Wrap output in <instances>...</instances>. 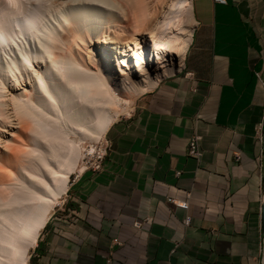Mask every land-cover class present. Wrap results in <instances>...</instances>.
Masks as SVG:
<instances>
[{
    "label": "crops",
    "instance_id": "1",
    "mask_svg": "<svg viewBox=\"0 0 264 264\" xmlns=\"http://www.w3.org/2000/svg\"><path fill=\"white\" fill-rule=\"evenodd\" d=\"M192 12L183 66L113 122L103 169L70 185L28 264H262L264 0Z\"/></svg>",
    "mask_w": 264,
    "mask_h": 264
},
{
    "label": "bare ground",
    "instance_id": "2",
    "mask_svg": "<svg viewBox=\"0 0 264 264\" xmlns=\"http://www.w3.org/2000/svg\"><path fill=\"white\" fill-rule=\"evenodd\" d=\"M153 4L0 0V264H28L71 175L86 168L83 142L130 114L121 93L144 94L183 66L192 0L167 33Z\"/></svg>",
    "mask_w": 264,
    "mask_h": 264
},
{
    "label": "rangeland",
    "instance_id": "3",
    "mask_svg": "<svg viewBox=\"0 0 264 264\" xmlns=\"http://www.w3.org/2000/svg\"><path fill=\"white\" fill-rule=\"evenodd\" d=\"M159 1L160 0H154V2H156L155 6H157V8L154 6V2L152 0V4H153V14H157L156 12H158V16L157 15H154V18L157 19L158 21L157 22V25L159 26V30L164 32L165 30V33L167 32H170L171 30H174V29H171V28H175L173 25L177 24V21H178V17H179V14H180V9L183 10L185 8V5H186V1L187 0H161V6L163 5L162 3H165L167 1H169V5L168 7H166V5L168 4H164V6H162L163 8H161L159 4ZM165 1V2H164ZM193 1V0H192ZM173 2V3H172ZM168 3V2H167ZM160 7L161 8V11L160 9L158 8ZM170 7V8H169ZM165 8V9H164ZM159 9V10H158ZM163 9V10H162ZM165 10V11H164ZM168 10V11H166ZM155 11V12H154ZM159 12H162V13H159ZM167 12V13H166ZM161 14V15H160ZM181 15V14H180ZM157 17V18H156ZM160 17V19H159ZM164 17V18H163ZM175 22V23H174ZM130 24H132V22H129ZM128 23V24H129ZM161 23V24H160ZM160 25L161 28H160ZM163 27V29H162ZM165 27V28H164ZM187 29V27H183V30L184 29ZM169 30V31H168ZM32 47V45H31ZM31 47L29 48V46H27L26 48H29L31 49ZM115 65H117V63H115ZM149 91V90H148ZM143 94H140V95H131L129 93H126V92H123L121 93V97L126 100V101H129V106L131 107V109L133 110L135 104L137 103V100L142 96ZM128 105V104H127ZM126 104L123 103V106H126V107H129L127 106ZM129 107V109H130ZM130 109V113L132 112V110ZM128 115L124 114V115H121L116 121H118L119 119L121 118H124V117H127ZM115 122V121H114ZM105 138V139H104ZM103 140H99L98 142H92L91 140H85V142H83V158L81 159V164H84V166L86 167L85 170L81 173H79L78 171L75 172L74 174L71 175V178H70V185L73 184L77 179H79V177L81 175H83L84 173H87V172H93V173H96V172H99L103 169V160L105 157L103 158L102 162L100 163V168H97V164H99V155L102 153L101 151L103 150V146L105 145H108L107 147V152L109 151V149L111 148V143L110 142H106V134L104 136ZM107 143V144H106ZM94 146L95 148V151L91 150V147ZM90 151V152H88ZM92 152V154H91ZM97 152V153H95ZM90 153V154H89ZM77 177V178H76ZM65 197V195L60 199V202L62 201V199ZM58 206V204L56 205V207ZM55 207V208H56ZM53 212V211H52ZM32 250V249H31ZM31 250H30V253H31Z\"/></svg>",
    "mask_w": 264,
    "mask_h": 264
},
{
    "label": "built area",
    "instance_id": "4",
    "mask_svg": "<svg viewBox=\"0 0 264 264\" xmlns=\"http://www.w3.org/2000/svg\"><path fill=\"white\" fill-rule=\"evenodd\" d=\"M217 3H225V0H214ZM258 138L262 146H264V121L259 125L257 130ZM200 140L201 136L198 134H195L193 137H191L189 144H188V155L191 157H195L196 159H200L202 156V152L200 149ZM107 144V143H106ZM107 147L108 145L103 146L102 153L99 155V164H97V168H100V163L102 162L103 158L105 157L107 153ZM261 154H264V149L262 147ZM237 159H240V156L237 155ZM173 204H175L177 207L188 210L189 209V199L186 200H170ZM191 222V217L189 215L185 218V224L189 225ZM141 222L135 223V226L137 228L142 227ZM262 264H264V250H263V258H262Z\"/></svg>",
    "mask_w": 264,
    "mask_h": 264
},
{
    "label": "water",
    "instance_id": "5",
    "mask_svg": "<svg viewBox=\"0 0 264 264\" xmlns=\"http://www.w3.org/2000/svg\"><path fill=\"white\" fill-rule=\"evenodd\" d=\"M262 228H263V235H264V202L262 205Z\"/></svg>",
    "mask_w": 264,
    "mask_h": 264
},
{
    "label": "snow or ice",
    "instance_id": "6",
    "mask_svg": "<svg viewBox=\"0 0 264 264\" xmlns=\"http://www.w3.org/2000/svg\"><path fill=\"white\" fill-rule=\"evenodd\" d=\"M9 2H10V3H12V2H13V0H9Z\"/></svg>",
    "mask_w": 264,
    "mask_h": 264
}]
</instances>
